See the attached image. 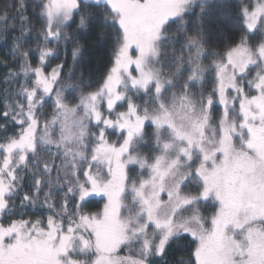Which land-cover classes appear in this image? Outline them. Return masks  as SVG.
<instances>
[{"label": "snow or ice", "instance_id": "obj_1", "mask_svg": "<svg viewBox=\"0 0 264 264\" xmlns=\"http://www.w3.org/2000/svg\"><path fill=\"white\" fill-rule=\"evenodd\" d=\"M0 44V264H264V0H0Z\"/></svg>", "mask_w": 264, "mask_h": 264}, {"label": "rangeland", "instance_id": "obj_2", "mask_svg": "<svg viewBox=\"0 0 264 264\" xmlns=\"http://www.w3.org/2000/svg\"><path fill=\"white\" fill-rule=\"evenodd\" d=\"M3 74V70H0V75ZM98 207H102V201L99 198H94V203L91 205L92 210H96Z\"/></svg>", "mask_w": 264, "mask_h": 264}, {"label": "trees", "instance_id": "obj_3", "mask_svg": "<svg viewBox=\"0 0 264 264\" xmlns=\"http://www.w3.org/2000/svg\"><path fill=\"white\" fill-rule=\"evenodd\" d=\"M4 46H3V44H0V49H2Z\"/></svg>", "mask_w": 264, "mask_h": 264}]
</instances>
